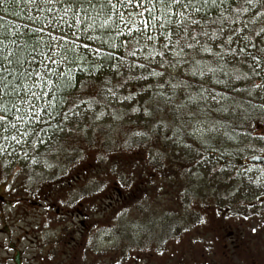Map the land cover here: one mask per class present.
Returning <instances> with one entry per match:
<instances>
[{"label":"rangeland","instance_id":"374dc122","mask_svg":"<svg viewBox=\"0 0 264 264\" xmlns=\"http://www.w3.org/2000/svg\"><path fill=\"white\" fill-rule=\"evenodd\" d=\"M136 2L138 0L120 11L126 21L131 19L142 27L140 20L149 19V13L144 11L142 18L131 14L141 12L144 7L151 5L145 4L137 8ZM29 11L34 13L32 7ZM120 29L122 32L128 30L123 24ZM145 31L152 32L151 27ZM141 54L147 66H157L160 72L180 75L177 67L161 68L146 48ZM126 61L130 63L134 60ZM260 63L264 66L263 62ZM233 67L234 70L238 69L235 65ZM261 77L254 79V83H261L264 75ZM203 83L209 89L222 91L214 84ZM147 84L148 82L142 83L145 86ZM249 88L253 92L251 98L250 95L248 97L246 94L229 92V98L223 101L224 107L228 111H238L247 102V98L258 106L264 105V92L253 89L252 86ZM138 90L140 91L135 92V96L133 93L134 97L129 99L132 103L111 100L115 104V113H97V110L84 108L78 115L72 114L67 121L81 128L77 139L70 135L73 140L64 149L53 153L52 165H39L33 169V174L25 171L26 233L21 246L26 259L24 264H87L88 260L82 258L81 253L76 256L82 243L89 246V261L92 264H114L112 254L115 249L118 253H128L129 243L137 246L139 262L146 259L149 260L147 264H177L175 255L178 254V247L164 243L163 231L169 225V216H177L176 207L183 205V199L180 198L182 192L189 190L192 194H204L208 190L212 193L216 189L213 180L226 179L232 173L225 163L230 158V152L234 151L240 159L258 153L264 155V140L259 139L264 137L263 114L261 118L255 115L246 126L230 128L219 119L221 115L216 113L222 111L216 110L217 105L211 100L207 103L199 101L197 106L200 108L194 117L179 118L176 116L181 113H175L174 103H165L156 96H150L151 88L147 93L141 87ZM32 91L39 93L41 88L36 87ZM47 97L49 96L43 98ZM41 101L42 99L36 102L37 107L46 106ZM17 104L22 113L27 111V105H21L19 101ZM143 104L148 105L147 114L132 111L133 107ZM117 109H121L120 112ZM42 113L43 111L41 116ZM12 122L17 123L14 117ZM35 122L37 121L30 119L18 127L20 131H25L28 125ZM210 127L218 128L219 134L207 132L206 129ZM16 134L0 131V142H5L4 135H9L7 141L15 145L12 150L9 148L10 144L0 149V158L15 157L18 151L16 147L31 139L28 132L21 143L17 144L10 138ZM100 158L102 167L90 174V163H95ZM80 170L83 172L82 180L65 183ZM83 202L90 208L103 206L104 210H88L91 212L87 220L88 230L81 233L84 226L77 217L66 215L64 207L79 206ZM53 207H60V212L54 211ZM42 220L43 225L40 226ZM148 226H151L152 232L148 231ZM30 231H36L37 234L31 235ZM65 232L70 233L68 237L72 244L60 249L61 245H55V239L62 237ZM172 232L176 235V231ZM13 233L14 237H18L19 232ZM33 237H43L46 241L42 251L43 259L34 260L37 245L32 244ZM103 249H111L112 254H107ZM72 250L75 257L71 255ZM101 252L105 255L100 257L98 254ZM0 258V264L11 263L5 250L0 252Z\"/></svg>","mask_w":264,"mask_h":264},{"label":"snow or ice","instance_id":"6c2138e0","mask_svg":"<svg viewBox=\"0 0 264 264\" xmlns=\"http://www.w3.org/2000/svg\"><path fill=\"white\" fill-rule=\"evenodd\" d=\"M9 3L15 4L17 7L21 4L31 6L38 13H43L46 10L50 14L48 17H30L33 21L39 18L42 23L41 27L29 29V31L35 32L37 35L36 45L32 48V51L37 55L32 56V61L36 63L37 58L40 57L38 63L43 71L35 68L32 71L27 68L23 70L20 79L31 81V86L23 85L27 90L26 93L21 95L17 88L9 90V81L0 75V85H2L0 93L3 94L0 95V101H2L0 102V131L4 133L16 132L17 134L11 135L10 138L17 144L21 143L24 136L28 135L26 130L20 131L19 124L30 119L37 122L42 120L40 115L42 111L51 115L52 101H46V107H37V101L48 95H52V98L55 99L56 92H78L83 87L84 81H80V87H77L75 79L77 71L86 74L89 78L101 81L95 95L88 100L77 96L76 100L72 101L69 111L75 108L77 115L80 104H84L86 108L90 109L93 107V100L97 104L100 103V100L96 99L97 96L103 95L105 99L108 96L115 98L117 93L114 88H124L134 79H147L146 77L128 75L116 85L110 86L111 79L103 75L102 71L106 62H111L108 66L112 69L113 75L117 77L123 76L122 68L131 73L134 68H145L146 65L135 61L132 63L126 61V55L136 56L135 50L110 51L109 49L117 48V45L109 43L111 37L109 40H105L100 35L89 34V29L95 31L97 26L99 29H104L105 34L108 30L114 29L117 35H127L128 39L122 42L125 48L128 43L133 41L139 44L141 40L158 39L161 49L157 51L154 47L149 55L168 59L171 54L168 63L165 64L162 60L159 62V66L161 68L177 67L180 69V75H170L164 71L150 72V75L162 78L155 85L156 87L163 88L165 84H168L172 94H179L182 101L186 99L197 104L199 101L207 103L211 100L217 105L216 110L227 111L223 101L229 98V92L248 91L246 87L238 88L235 84L229 85L228 83L229 80L251 79L248 73L230 75L220 68L219 72L225 77V79H221L217 75V67L211 66L210 63H204L205 57L201 55L202 53H208L209 58L216 60L217 65L221 63L224 65L247 64L252 75L257 77L264 75V66L260 63L261 60H264V0H138L135 3L137 8L143 7L145 4L151 5V7H144L141 12L131 14L142 18L144 11L149 13V19L140 20L142 27L137 26L131 19L126 21L124 14L120 11L134 3V0H96L95 3L93 0H0V4L5 5V11H7ZM88 8L93 10L98 8L100 11L97 16L103 15L105 18L98 23L97 18L88 16ZM154 11H158L159 16L152 15ZM80 12H83L91 23L86 29H76L70 38L69 31L72 30L73 25L83 22ZM13 15L19 14L14 12ZM69 15L72 17L71 23L67 19ZM149 22L153 29L158 27L159 37L145 31L150 26ZM121 24L128 29L127 33L121 31ZM129 24L132 26L129 27ZM65 25L68 31H65L63 27ZM0 28H4L3 23H0ZM57 32L61 34L57 36ZM45 33L48 37L47 40L41 35ZM11 36L16 38L12 39ZM5 39L7 43L4 39H0V74L10 73V66L21 63L17 53L19 51L18 40L23 39V36L14 32L5 35ZM254 40H258L260 46L253 43ZM11 45H17V51H13ZM249 48H254L255 52L247 53L241 59L238 52L246 53ZM81 49L86 51H81ZM225 51L230 53L227 58L224 55ZM186 77H191V79H186ZM205 78L210 84L223 85L225 91L217 92L215 88L205 87L203 83ZM36 87L41 88L39 93L32 91ZM151 87V83L146 86L141 85L145 93ZM252 88L264 92V80L259 84L253 83ZM192 89L196 90L195 95L190 91ZM132 98L131 94L123 97L124 100ZM70 99V95L60 97L64 103ZM16 101H19L21 105H27V111L22 113ZM77 101L79 102L77 103ZM182 106H184L183 103L177 105V107ZM260 107H264V105H260ZM139 110L136 107L132 108L133 112ZM144 111L147 114V110ZM60 115L67 118V113H60ZM13 117L17 123L12 122ZM206 131L216 134L220 132L216 127H210ZM223 135L226 136L227 133H223ZM3 139L7 141L9 135H4ZM259 139L264 140V137Z\"/></svg>","mask_w":264,"mask_h":264},{"label":"flooded vegetation","instance_id":"af4514ba","mask_svg":"<svg viewBox=\"0 0 264 264\" xmlns=\"http://www.w3.org/2000/svg\"><path fill=\"white\" fill-rule=\"evenodd\" d=\"M9 144L10 150L15 147L13 143L0 142V149ZM25 146L30 147V143L16 147L15 157L0 158V252L5 250L9 254L10 264H24L26 260L21 247L26 233ZM229 156L225 163L232 173L226 179L213 180L216 189L212 193L208 190L204 194L183 191L180 195L183 205L176 207L178 211H175L178 215L169 216L163 240L165 244L177 245V264H264V155L258 153L240 159L233 151ZM255 156H259V162L255 161ZM52 209L61 210L60 207ZM64 209L66 215L79 219L84 226L81 228L83 233L88 230L87 220L91 213L88 210L103 208L81 204ZM13 231L19 232L18 237H14ZM172 231H176V235ZM30 233L37 234L36 231ZM68 236L69 232L63 233L62 237L55 239V245L59 243L62 249L72 244ZM31 240L33 245H37L33 259H43L46 241L43 237ZM129 245L128 253H118L117 249L113 254L111 249L103 251L113 255L114 264H147L149 260L146 259L139 262L137 246ZM89 251V246L82 243L76 256L81 253L82 258L88 260L87 264H92ZM71 253L75 257L73 250ZM103 255V252L98 254L100 257Z\"/></svg>","mask_w":264,"mask_h":264},{"label":"trees","instance_id":"16d2710c","mask_svg":"<svg viewBox=\"0 0 264 264\" xmlns=\"http://www.w3.org/2000/svg\"><path fill=\"white\" fill-rule=\"evenodd\" d=\"M95 2L96 0H93V3ZM30 7L31 6H26L23 4L17 7L15 4L9 3L7 5V11H5L4 10L5 5L0 4V18H2L0 19V23L4 24V28H0V34H4V35H0V39H4L5 43H7V40L5 39V35H10V33H14V32H18L19 34L23 36V39L18 40L19 51L17 53L18 58L21 63L19 65L10 66V69H11L10 73L0 74V75H3L4 77H6L7 80L9 81V90L12 88H17L19 89L21 95H24L27 91L23 87L24 84H28L29 86H31L30 80L20 79V74L23 72V70L27 68L29 71H32L35 68V69H39L40 71H43V69L38 63V60L40 59V57L37 58L36 63H33L32 61V56L37 55V53L32 51V48L36 45V42H37V35L35 32L29 31V29H36V28L41 27L42 23H41V19L38 18L35 21H33L32 19H30V17H48L50 15L46 10L43 13H38L35 10H34V13H31L29 11ZM157 8H159V5H157ZM87 11H88V16L97 18L98 23L100 20H103L105 18L103 15L97 16V13L100 11L98 8L95 10H93L92 8H88ZM14 12L18 13L19 15H13ZM79 14L83 22L82 24L73 25L72 30L69 31L70 37L72 35V32L76 31V29L78 28L86 29L88 27V24L91 23V21L87 19V17L84 16L83 12H80ZM152 15L159 16V12L154 11ZM67 19L69 23L72 22L71 15H69ZM17 25H19V28H17ZM63 27L65 31H68V28L66 25ZM150 27H151L152 32L148 34L159 37L158 27L156 29H153V27L151 26V22H150ZM124 33H127V32H124ZM89 34L90 35H100L105 40H109V37H111V39L109 40V43H113L117 45V48L109 49L110 51L119 52V51L135 50L136 51L135 57L126 55L125 59L126 60L133 59L136 63L146 65L145 68H138V67L134 68L131 73H129L127 70H121V72L123 73V76L117 77L113 75L112 69L108 66L109 63L111 62H106L105 67L102 71H103V75L108 76L111 79L112 84L110 86L116 85L117 82L122 81L128 75H131L133 77H146L147 78L146 80L145 79H140V80L134 79L130 81L128 85L124 88H119V87L114 88V91H116L117 93V96L115 98L108 96L107 99H105L103 95L97 96L96 99L100 100V103L97 104L93 100L92 101L93 107L90 109L97 110V113H103L106 111L107 113L108 112L115 113V106H114L115 104L112 103L111 100H116V101L124 100L123 97L129 96V94H131L132 97H134L135 92L137 93L138 91H140L138 90V88L141 87L142 83H146V82L150 83V81H152V87H151L152 94L150 96L152 95L156 96L157 99H162L161 101L165 103H169V102L174 103L175 113L177 114L179 112L181 113L180 116H176V117H179V118H183V116L194 117V115H197L198 109L200 108L199 106H197V104H193L187 101L186 99L182 101V98L179 94L173 95L168 84H165L163 88H158L155 86L157 83H159L162 80V78L158 76H151L150 72H158L160 68H158L157 66H155L154 68L147 66V64L145 63V60H142L143 55L141 53L144 48L148 50V54L153 51L154 47L157 51H159L161 49V46H160L158 39L152 40V41L141 40L139 44H136L133 41V42L128 43L125 48L122 45V42L128 39L127 35H117L114 29L108 30L105 34V30L99 29L97 26V29L95 31H92L91 29H89ZM41 35H43L45 40L48 39L46 33L41 34ZM10 38L15 39L16 37L11 36ZM87 42L91 43L90 41H87ZM253 43H256L258 46H260V42L258 40H254ZM144 44H146V47L144 46ZM11 47L13 48V51H17V45H11ZM81 51H86V50L81 49ZM254 52H255L254 48H249L246 50V53L238 52V55L240 56L241 59H243L247 53H254ZM201 55L205 57L204 63H210L211 66L217 67L218 69L217 75H219L221 79H225V77H223L221 73L219 72L220 68H223L224 71H227L230 75L243 74L242 73L243 71L245 73H248L249 76H251V79L246 78L241 81L229 80L228 83L229 85L235 84V86L238 88L246 87L248 89V91L239 92V93L231 92L232 94H243V95L246 94L248 95V97L249 95H250V98L252 97L253 92L250 90L249 87L253 85L254 79H258V77L255 75H252V73L250 72L246 64H235V66L238 69L234 70V67H233L234 65H224L223 63L217 65L216 60L209 58L208 53H202ZM224 55L227 58L230 55V53L225 51ZM117 59H119V56H117ZM152 59H155L157 62H160L163 60L165 64H167L168 60L171 59V54H169L168 59H165L164 57H160V56H152ZM112 62H115V61H112ZM261 62L264 63V60H261ZM51 66L55 67L54 65H51ZM75 79H76L78 88L80 87L79 82L84 81L83 87L80 88L78 92H56L55 99L52 98V95H48L49 97L43 98L41 102H46L48 100L52 101L51 115H48L46 112L43 111L42 120L32 123L31 125H28V128L26 130L27 132H29L30 137H31L30 141H28V143H30V147L25 146L26 148H25V152L23 156L25 167L28 170L33 171V169L35 170V168L38 167L39 165H44L47 163L52 165V163H54L52 159L53 153L55 151H58V149L65 148V145L69 143V141L72 139L70 135L71 136L74 135L73 137L76 138L77 134L81 133L80 132L81 128L78 125H74L71 123V121H67V120H70V118L72 117V114H75L77 112V109L72 108L71 111H69V108L71 107L72 101L76 100L77 96H80L84 98L85 100H88L91 96L95 95V93L98 90V87L101 84V81L97 79L89 78L86 74L80 73L79 71H77ZM186 79H191V77H186ZM205 79H204L205 83H208L207 79L206 80ZM214 85L219 87V89H221L222 91H225V88L223 85H218V84H214ZM0 87H2V85H0ZM43 90L48 91L47 89H43ZM190 91H192L193 94L195 95V89H192ZM133 93H134V96H133ZM0 95H3V94L0 93ZM64 95L71 96V99L67 103H64L60 100V97ZM169 97L171 98L169 99ZM124 101H127L129 103L131 102V100H124ZM78 102L79 101H77V103ZM16 103H18V101H16ZM182 103L184 106L177 107V105H181ZM231 104L233 105V103ZM17 106L19 105L17 104ZM147 106H148L147 104H143L137 108L140 109L139 111L141 112L143 111V113L145 114L144 110L147 108ZM84 108H86L85 105L80 104L79 111L82 109L85 110ZM86 109L88 110V108ZM120 110L121 109H117V111L119 112ZM60 113H67V118H64V116L60 115ZM216 114L221 115L219 119L221 118V121H223L228 127L235 128L237 126L238 127L246 126L249 123V121H251L254 118L255 115L261 118L263 114V117H264V110L262 109V107H260V105L258 106L255 103H252L251 100L247 98V102L242 104L241 109H239L238 111H235V110L228 111L227 110V111H222ZM90 166H91V170H90L91 173L90 172L89 173L92 174L94 170L96 171L98 170V167H102V159L100 158L95 163L91 162ZM72 177L73 178L65 181V183L69 184L70 182H73L74 180H79V179L82 180L83 172L82 171L76 172Z\"/></svg>","mask_w":264,"mask_h":264},{"label":"water","instance_id":"95a60500","mask_svg":"<svg viewBox=\"0 0 264 264\" xmlns=\"http://www.w3.org/2000/svg\"><path fill=\"white\" fill-rule=\"evenodd\" d=\"M255 161H256V162H259V159L257 158Z\"/></svg>","mask_w":264,"mask_h":264}]
</instances>
